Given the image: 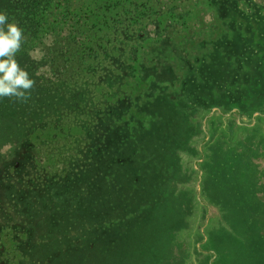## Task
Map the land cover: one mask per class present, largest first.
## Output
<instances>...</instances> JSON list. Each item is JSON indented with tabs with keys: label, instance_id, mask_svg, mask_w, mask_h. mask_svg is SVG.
Wrapping results in <instances>:
<instances>
[{
	"label": "rangeland",
	"instance_id": "374dc122",
	"mask_svg": "<svg viewBox=\"0 0 264 264\" xmlns=\"http://www.w3.org/2000/svg\"><path fill=\"white\" fill-rule=\"evenodd\" d=\"M0 13L23 29L16 58L36 81L27 103L0 100V264L135 263L120 217L150 169L131 133L156 120L153 101L173 104L197 155L192 210L150 264H222L216 246L235 236L203 166L223 145L255 150L243 158L264 182V0H0ZM218 88L236 103L217 105Z\"/></svg>",
	"mask_w": 264,
	"mask_h": 264
},
{
	"label": "trees",
	"instance_id": "16d2710c",
	"mask_svg": "<svg viewBox=\"0 0 264 264\" xmlns=\"http://www.w3.org/2000/svg\"><path fill=\"white\" fill-rule=\"evenodd\" d=\"M207 71L204 78L209 82L213 81L211 78L216 77L217 73L221 74L219 66L213 72L210 69ZM221 90L218 88L216 96ZM231 92L220 93L218 96L222 98L217 105L236 103ZM149 107L146 113L156 120L148 126L139 124L131 135L135 138V144L142 147L146 154L142 171L150 169L141 182H130L128 187L133 192L129 199L138 197V202L125 203L131 206L129 212L132 220L127 222L120 217V221L125 224L124 236L130 238L124 242V247L129 250L127 256L131 255L135 260L133 264H150L155 258H161L168 244V232L182 228L186 213L193 207V201L186 199L192 187L184 173L188 159L184 157L197 155V151L188 148L184 121L175 111H169L170 107L173 108L170 102L156 108L153 101ZM131 144L125 145L126 156L119 158V163L130 162L128 153L132 151ZM254 147L256 149V145ZM223 148L222 157L217 160L208 157V164L203 166L204 182L216 188L214 191L210 186L207 188V192L210 191L213 196V202L209 205H219L225 223L235 236L232 241L223 238L216 246V253L221 254L222 264H264V220L261 222L258 215L264 212V182L256 177L259 170L247 166L250 160L243 158L255 150L242 151L237 155L239 150L231 152L224 145ZM238 158L243 164H237ZM187 201L189 204L183 207ZM180 202H183L181 209L178 207ZM184 210L186 212L182 215ZM199 264L207 263L201 261Z\"/></svg>",
	"mask_w": 264,
	"mask_h": 264
},
{
	"label": "clouds",
	"instance_id": "9594fccd",
	"mask_svg": "<svg viewBox=\"0 0 264 264\" xmlns=\"http://www.w3.org/2000/svg\"><path fill=\"white\" fill-rule=\"evenodd\" d=\"M24 40L18 23L9 22L7 14L0 13V100L27 103L31 98L36 81L16 58Z\"/></svg>",
	"mask_w": 264,
	"mask_h": 264
}]
</instances>
